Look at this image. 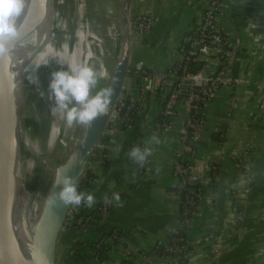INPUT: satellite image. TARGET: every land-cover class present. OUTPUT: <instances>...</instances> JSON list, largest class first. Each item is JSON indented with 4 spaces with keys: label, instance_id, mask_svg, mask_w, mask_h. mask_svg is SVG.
<instances>
[{
    "label": "crops",
    "instance_id": "obj_1",
    "mask_svg": "<svg viewBox=\"0 0 264 264\" xmlns=\"http://www.w3.org/2000/svg\"><path fill=\"white\" fill-rule=\"evenodd\" d=\"M203 3L204 0H134L131 18L147 12L155 16L156 22L148 33L132 38V64H141L149 71L171 69L179 58L182 37L200 20ZM221 5L222 22L236 49L232 75L237 83L218 92L200 127L202 135L194 166L206 192L190 222L191 245L179 257L181 264L208 263L215 254L204 237L214 230V243L220 248L241 221L240 230L218 264H260L264 255V111L253 121L259 98L264 97V0H221ZM215 65L213 58L211 67ZM138 80L129 75L125 91L140 98ZM143 104V113L129 130L118 125L105 129L89 162L87 186L95 193L97 203L93 208L80 206L77 216L96 213L104 203V195L110 197L117 192L120 200L114 201L103 225L88 241L115 230L123 237V247L147 249L157 240H168L177 223L181 196L176 192L172 167L182 146L185 113L180 109L174 127L161 134L155 132L154 124L162 99L147 92ZM153 134L160 137L161 144L154 146L150 156L152 172L140 179L138 165L127 153ZM246 150L251 151L249 181L236 172L235 159ZM211 165L217 167L215 181L209 175ZM85 243L72 234L65 235L58 243L57 264H112L123 260L141 264V259L123 258L122 244L100 252L95 261L92 247Z\"/></svg>",
    "mask_w": 264,
    "mask_h": 264
},
{
    "label": "built area",
    "instance_id": "obj_2",
    "mask_svg": "<svg viewBox=\"0 0 264 264\" xmlns=\"http://www.w3.org/2000/svg\"><path fill=\"white\" fill-rule=\"evenodd\" d=\"M222 14L221 0H204L200 20L191 31L182 37L179 58L171 69L149 71L141 64L133 65L131 62L129 75L139 79L140 98L128 94L124 88L108 127H115L118 122H122V127L129 130L136 118L144 111L143 102L147 98V92L162 99L160 113L154 124L157 133L165 134L170 131L175 125L179 110H184L185 119L181 127L182 146L175 154L172 167L173 176L177 180L176 192L181 196L180 211L177 223L168 240H157L151 248L129 250L123 247V237L115 230L93 241L85 238L82 242L92 247L95 261L99 260L100 252L122 244L124 259H141V264H161L160 260L164 264H181L179 257L189 249L191 245L190 222L206 192V186L203 183L192 184L190 182L192 177H196L194 161L202 135L200 127L204 122L209 103L218 92L222 88L231 87L237 83L232 75L236 49L232 37L227 33L222 22ZM155 22V16L147 12L132 17L130 21L132 38L148 33ZM213 58L216 59L214 69L211 67ZM187 80L190 83H187ZM183 90H186V93H183ZM231 105L233 107L236 105L235 96L231 98ZM262 111H264V97L259 98L258 109L253 115V121L258 120ZM137 145L143 146V142H138L135 146ZM250 157L251 151L246 150L235 159L238 177H244L248 181L250 180ZM210 167L209 175L215 181L218 176L217 167L215 165ZM152 168L153 159L149 157L143 166L138 165V177L144 179L152 172ZM79 189L89 191L86 173ZM113 204L114 201L106 206L109 209ZM104 207L102 203L96 213L87 216H77L79 207H71L61 232V238L73 229L96 221L103 214ZM214 238L215 231L211 230L203 239L210 246L213 254L219 249L214 243ZM112 264L130 263L123 260Z\"/></svg>",
    "mask_w": 264,
    "mask_h": 264
},
{
    "label": "bare ground",
    "instance_id": "obj_3",
    "mask_svg": "<svg viewBox=\"0 0 264 264\" xmlns=\"http://www.w3.org/2000/svg\"><path fill=\"white\" fill-rule=\"evenodd\" d=\"M84 2L85 0H43V3H40L39 0H28L25 14L17 24L19 29L21 27L25 29L26 34L10 47L9 52L13 58L12 71L17 77V85L22 89L20 100L23 103L38 94L42 102L49 103L51 108L54 101L48 98L47 92L51 73L62 67L58 63L59 59L64 61L63 68L66 70L67 64L75 67L80 65L83 59L89 57L88 55L81 56V51L87 48L82 47L78 41L76 35L78 28L81 33L99 40L102 55L98 65L103 72V57L109 51L112 52V48L115 47L113 45L115 39L120 35L119 24L117 23L115 31L112 32V37L106 39H101L92 30L86 31ZM87 44H91L90 41ZM119 54L120 50L117 49V56ZM47 63L48 65H41L37 71L32 72L33 65ZM34 76L38 79V84L29 80ZM17 118L16 144L12 149L11 217L14 242L5 253L2 264H36L34 259L35 232L39 230L44 219L48 194L47 190L30 181L33 160L30 158L28 149L34 144V127L30 125L27 129L22 128V115L19 113V108ZM57 119L62 121V114H51L53 126L48 133L51 143L57 140L58 136L65 140L63 134H67L75 127V124L67 126L66 122L63 124V121L58 124ZM80 133L81 131L78 132V139Z\"/></svg>",
    "mask_w": 264,
    "mask_h": 264
},
{
    "label": "water",
    "instance_id": "obj_4",
    "mask_svg": "<svg viewBox=\"0 0 264 264\" xmlns=\"http://www.w3.org/2000/svg\"><path fill=\"white\" fill-rule=\"evenodd\" d=\"M134 0H119V12L117 15V22L120 30V54L115 59L109 80L106 86H111L115 89V94L112 97V104L108 115L97 119L93 125L88 127H81L75 124L76 131H81L78 141L75 143L71 152L67 155L65 160L59 164L54 171L53 181L56 179L57 170L68 165L69 161L79 153L84 164L77 165L70 171V175L77 176L78 186H80L83 176L86 173L89 162L93 158L97 147L100 144L101 138L105 129L112 120L117 102L122 95L131 65L132 58V36H131V7ZM43 3V0H39ZM29 27V25L27 26ZM20 36L15 39L10 47L25 36L24 28L19 29ZM238 48V47H237ZM13 58L10 53L6 57H0V264L3 263V257L7 250L14 242V228L11 217V193H12V149L16 144V126H17V102H16V88L17 77L12 71ZM190 83L189 80L186 81ZM186 93V90H183ZM41 99L38 94H35L30 100L35 104ZM30 101V102H31ZM22 128L27 129L29 125L22 120ZM122 126V122L117 123ZM200 181L197 177H192L190 182L197 184ZM61 187L53 189V182L49 194L55 190L59 192ZM104 212L99 219L89 223L85 226L71 230L68 234H72L74 239L82 241L89 238L92 234L97 232L103 225L104 219L109 213V209L104 203ZM71 207L60 206L50 210L46 206L44 211V219L40 224L39 230L35 232V248L34 259L36 264H57V247L61 240V232L65 221L67 219ZM241 223L234 229L230 238L225 244H222L214 257L206 264H218L226 249L230 246L234 235L240 230ZM260 264H264V255Z\"/></svg>",
    "mask_w": 264,
    "mask_h": 264
},
{
    "label": "clouds",
    "instance_id": "obj_5",
    "mask_svg": "<svg viewBox=\"0 0 264 264\" xmlns=\"http://www.w3.org/2000/svg\"><path fill=\"white\" fill-rule=\"evenodd\" d=\"M28 0H0V57H6L10 52V45L19 38L20 32L17 26L19 19L25 14ZM62 65L60 70L51 73L47 96L54 101L50 112L55 115L62 114L67 126L76 124L90 128L93 123L102 116L108 115L112 104L115 89L111 86L100 87L103 73L88 63L73 67L67 64L63 68L64 61H58ZM41 65L32 66L34 73ZM38 84V79H29ZM161 139L153 134L143 146L137 145L127 153L128 158L136 165L143 166L153 154L154 146L160 145ZM85 161L77 153L67 166L57 170L56 179L53 181V189L61 187L59 192L53 190L47 195L46 204L50 210L56 207H80L93 208L97 203L94 192L82 191L78 186L77 176L70 175V171ZM120 195L112 193L103 196L106 204L119 201Z\"/></svg>",
    "mask_w": 264,
    "mask_h": 264
},
{
    "label": "rangeland",
    "instance_id": "obj_6",
    "mask_svg": "<svg viewBox=\"0 0 264 264\" xmlns=\"http://www.w3.org/2000/svg\"><path fill=\"white\" fill-rule=\"evenodd\" d=\"M119 3V0H85L84 20L87 23L85 30L88 32L89 30H92L98 34L101 39L112 37V32L115 31V27L118 23L117 15L119 12ZM76 35L78 36L80 45L82 47L86 46L87 48V50L85 49L81 51V56H89L83 59L81 64L88 63L101 71V67L98 65V61L102 55L99 40L90 38L89 35L81 33L79 28L76 31ZM89 41L91 44H87ZM120 41L121 37L118 35L113 44L115 46L112 48L113 51H109V53L105 54L103 57L104 66L103 72L101 71L103 73V79L100 81V87H105L107 85L113 63L117 58V49H119ZM21 96L22 89L17 87L15 94L17 110L19 108V113L22 115L21 119L26 121L29 126L33 125L35 130L33 135L34 144L29 146L30 148L28 149L30 152V158L33 160L30 181L32 184L39 185L44 188V190L48 191L53 182L55 168L65 160L67 155L73 149L75 145L74 143L76 139H78V131H76L74 127L67 134H63L65 140H62L63 138L58 136L57 140L51 143L48 133L51 131L53 125L51 124V108L49 103H43L41 99H38V102L35 104H33L30 99L23 103V101L20 100ZM62 121L63 124H65L66 121L63 115ZM62 121L57 119L56 122L61 124Z\"/></svg>",
    "mask_w": 264,
    "mask_h": 264
}]
</instances>
